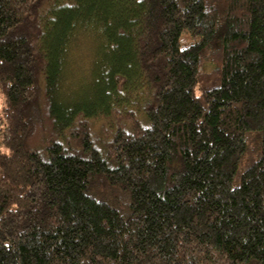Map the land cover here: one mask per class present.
I'll return each instance as SVG.
<instances>
[{
    "label": "trees",
    "instance_id": "trees-1",
    "mask_svg": "<svg viewBox=\"0 0 264 264\" xmlns=\"http://www.w3.org/2000/svg\"><path fill=\"white\" fill-rule=\"evenodd\" d=\"M0 95V264H264V0H0Z\"/></svg>",
    "mask_w": 264,
    "mask_h": 264
},
{
    "label": "rangeland",
    "instance_id": "rangeland-1",
    "mask_svg": "<svg viewBox=\"0 0 264 264\" xmlns=\"http://www.w3.org/2000/svg\"><path fill=\"white\" fill-rule=\"evenodd\" d=\"M83 28V34L81 31L74 37L72 46V52L68 59L69 65L67 68V76L64 82L65 88L70 92L84 91L87 82L90 80L92 74V64L94 63V56L101 49L100 41L96 35L91 32L86 26H80ZM86 29V30H85ZM99 48V49H97ZM82 91V92H83ZM73 94V93H72ZM76 95L74 94L73 97ZM5 106L4 98L0 95V112L3 111ZM101 117V118H100ZM99 121L95 120L96 129H99L101 125L106 121L105 117L99 116Z\"/></svg>",
    "mask_w": 264,
    "mask_h": 264
}]
</instances>
